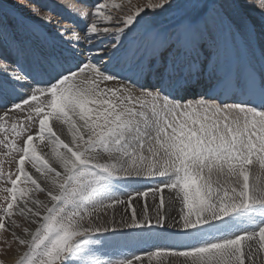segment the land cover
Wrapping results in <instances>:
<instances>
[{"label":"snow or ice","instance_id":"6c2138e0","mask_svg":"<svg viewBox=\"0 0 264 264\" xmlns=\"http://www.w3.org/2000/svg\"><path fill=\"white\" fill-rule=\"evenodd\" d=\"M124 2L82 12L69 0L61 15L91 18L83 35L71 32V55L52 45L37 56L14 35L17 59L0 66V148L10 158L8 170L0 160V233L19 246L14 264H264V0L259 24L251 0H126V12ZM8 16L0 4V38ZM81 40L103 46L81 61ZM142 179L156 184L127 202L116 195ZM165 190L179 204L171 222ZM125 203L132 214L119 227L175 239L101 259L100 236L117 222L97 223L98 213Z\"/></svg>","mask_w":264,"mask_h":264},{"label":"rangeland","instance_id":"374dc122","mask_svg":"<svg viewBox=\"0 0 264 264\" xmlns=\"http://www.w3.org/2000/svg\"><path fill=\"white\" fill-rule=\"evenodd\" d=\"M69 0H0V3L6 4L10 9L15 11L16 16H8L7 23L9 25L8 35L7 37L0 38V47L1 51H4L7 56H5L8 60L14 61L15 57L14 52L11 49H14L12 46V38L15 35L18 40H22L26 47L30 48L31 52H34L35 55L39 56L43 52L47 51V44L46 42L43 43L41 39L38 38V35H33L30 31H27V28L29 26L35 25L37 26L41 32L53 34L58 33L60 29H63L65 27L69 28V32L65 35L66 37H69L71 32L73 30L81 33H84L85 26L88 22H90V17L88 19H80L77 17L75 21L73 22L72 19H70L66 15H61V11L63 8L64 3H68ZM73 2L77 3V6L80 8L82 12L88 11V7L94 3H96V0H73ZM117 3H121V0H116ZM144 0H131V5H136L143 3ZM252 2V18L254 23L259 24V19L257 16V13L259 12L258 7V0H251ZM122 10L127 11V9L130 7V5L126 2L122 4ZM34 6L39 7V14L34 13ZM51 7L53 10L51 12H48L47 9ZM49 16L52 20L51 24H48L45 20H42L39 18L41 15ZM115 15L119 17L121 15V11H115ZM161 18V19H160ZM160 20H163V16L160 17ZM110 27L118 26L114 22L111 25H108ZM52 37V35H50ZM35 39V40H34ZM37 40V41H36ZM68 46H71V43H69L67 40L65 41ZM85 43H87L85 41ZM107 43V42H106ZM58 47H65L61 46L59 43L57 44ZM103 45L99 46L102 47ZM67 48V46H66ZM98 46L91 49H87L86 51H79L78 60H85L87 57H92L97 51ZM58 49V48H56ZM80 49L82 50L83 47L81 46ZM15 50V49H14ZM59 50V49H58ZM12 51V52H11ZM60 51V50H59ZM28 56L27 58H31V60L34 59V56ZM14 59V60H13ZM25 59L24 63L26 65H29L30 60ZM104 59H107L104 57ZM28 61V62H27ZM5 63V59L0 56V66H2ZM110 84L113 82H109ZM27 89H21V93L25 92ZM18 98V97H16ZM14 98L9 97L8 103L10 104ZM3 110V105H0V111ZM43 151H47L46 148L41 146ZM3 150L0 148V160L4 161V168L5 170H8L10 165L8 163V160L10 158H6L2 154ZM15 165L12 164L11 168L14 169ZM30 168V166H28ZM34 171V170H32ZM122 183V189L121 192H117L116 195L120 196L122 199H124L127 202V193H130L134 190H145L148 187H154L156 182L155 180H148V179H142V180H130V181H123ZM38 198L41 200H45L46 197L43 194H37ZM164 200H165V207L163 211L169 218V222H171L173 217L178 218L179 214V204L173 203L169 199V193L167 190H165L164 193ZM132 204L137 212V215H142L143 213V204L144 200L141 199H135L132 201ZM147 204L149 208V215L155 220L156 218V210L159 208L158 202L154 205L152 201L151 195L147 198ZM132 214V209H129L127 207V203L123 205H115L113 208L108 209H102L98 213L100 216V220L96 221L97 223L102 224H110L113 220L117 222V230L115 233L109 232L102 234L100 238L104 241V248L103 251L107 253V255H102L101 259H108L111 258L113 260L119 259L120 256L118 253L120 252H130V251H141V250H147L151 248L154 245L159 246H166L171 243L174 237L163 235L159 238H152L148 237L146 234L141 235L140 233L142 230L140 229H123L119 227V221L122 219H130ZM95 219V217H94ZM18 223L24 226H28L26 222L23 220V218L17 217ZM16 231L18 233L21 232V229L17 228ZM158 231L164 232V229H159ZM177 229H167L168 233L177 232ZM18 245L12 242V238L8 232L0 233V261L3 262V264H14L15 258L18 255L17 249ZM22 251V249H21Z\"/></svg>","mask_w":264,"mask_h":264},{"label":"bare ground","instance_id":"6f19581e","mask_svg":"<svg viewBox=\"0 0 264 264\" xmlns=\"http://www.w3.org/2000/svg\"><path fill=\"white\" fill-rule=\"evenodd\" d=\"M85 1H87V0H85ZM138 1V0H137ZM0 4H2L3 5V7L8 11V13H9V16H16V13H15V11H13L12 9H10L6 4H4V3H0ZM123 6V5H122ZM162 17V16H161ZM160 17H158V19H159ZM163 18H164V16H163ZM161 19V18H160ZM59 33V32H58ZM58 33H53L52 34V37H49V40L48 41H46V43L48 44V46L49 45H56L57 46V44L59 43L61 46H65L64 48L63 47H58L57 46V48L60 50V51H58L57 49V52H61V51H63L64 52V54H65V56H68V55H71L72 54V52H73V50H72V47L71 46H68L67 45V43H65V41L67 40V41H69V37H66V36H63V37H59L58 39H55L54 37L55 36H58ZM81 35H83L82 34V32L80 33ZM35 40V39H34ZM37 41V40H36ZM41 41H42V43H43V40L41 39ZM45 42V41H44ZM72 43H76L75 41H73ZM96 44H98V45H101V44H99V42H94V44L92 45V46H89L87 43H85V41H83V40H81L78 44H77V49L75 50V51H77V50H79V51H86L87 49L89 50L91 47H93V46H95ZM51 46H49L48 47V49L50 48V50H51ZM66 46H67V48H66ZM83 47V49L81 50L80 49V47ZM11 47H13V46H11ZM30 49V48H29ZM12 51H15L14 49H11ZM31 50V49H30ZM11 51V52H12ZM14 55H15V57H13L15 60L17 59V55H16V52H14ZM0 56H2L4 59H5V63H11L12 62V60H8L5 56H7L6 54H5V52L4 51H1V47H0ZM30 56V55H29ZM13 59V60H14ZM25 59H29V58H25ZM29 60H31V59H29ZM28 62V61H27ZM34 63V60H31L30 61V63H29V65L30 64H33ZM57 131H59V128H57Z\"/></svg>","mask_w":264,"mask_h":264}]
</instances>
